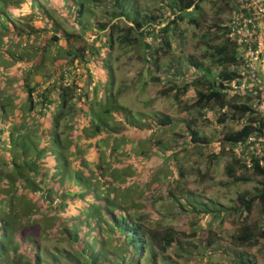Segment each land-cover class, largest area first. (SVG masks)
<instances>
[{
  "label": "trees",
  "instance_id": "obj_1",
  "mask_svg": "<svg viewBox=\"0 0 264 264\" xmlns=\"http://www.w3.org/2000/svg\"><path fill=\"white\" fill-rule=\"evenodd\" d=\"M71 1L80 27L90 33L107 29L96 38L98 46L93 42L77 48L60 46L77 36L58 34L60 25L48 6L56 11L64 7L72 14ZM203 1L164 0L169 12L164 16L136 0H0V264H181L185 243L195 241L204 257L218 252L230 256L225 264H264V159L248 157L244 149L242 155L236 152L248 137L263 132L264 117L253 107L255 91L257 97L263 94L262 83L253 91H234V84H242L239 68L245 62L241 51L245 42L238 28L223 23L222 15L226 7L238 11L239 1L210 0L211 15ZM92 5L104 8L102 16L107 19L94 24ZM244 11L249 15L248 9ZM50 28L54 33L45 39ZM190 32L198 38L194 47L203 48L199 57L194 52L184 55ZM117 44L126 52L135 50L138 60L156 71L159 96L181 102L193 88L184 131L166 138L164 131L175 128L179 119L152 112L147 113L152 118H134L117 102L121 90L115 93L111 74ZM87 49L91 59L85 55ZM184 61L193 67L191 73L182 72ZM79 62L91 63L84 67L87 78L91 76L89 84L82 83ZM15 76L25 92L18 105L16 96L3 91L6 85L12 87ZM16 109L20 122L15 121ZM202 119L216 125L219 135H204ZM229 120L237 127L228 125ZM131 132L145 137L130 136ZM216 143L231 152L233 160L225 169L234 183L253 179L239 174V169H248L249 158V170L261 178L255 191L239 194L231 206L184 187L188 176L184 162L195 150ZM137 148L156 151L157 166L166 171L162 186L167 194L159 198L169 199L181 213L194 214L189 226L194 239L180 228H151L145 216L136 214L139 206L128 191L142 182L147 168L131 160L134 156L129 154ZM146 173L148 182L151 174H160L151 167ZM204 214L210 221L201 227L197 215ZM231 216L237 229L230 240L224 241L222 234L217 239L195 238L198 229L223 224ZM32 223L41 227L39 234L27 228ZM100 230L106 237L98 235ZM54 239L69 246L50 247L45 242ZM212 245L216 248L208 250Z\"/></svg>",
  "mask_w": 264,
  "mask_h": 264
},
{
  "label": "rangeland",
  "instance_id": "obj_2",
  "mask_svg": "<svg viewBox=\"0 0 264 264\" xmlns=\"http://www.w3.org/2000/svg\"><path fill=\"white\" fill-rule=\"evenodd\" d=\"M136 1L144 7H152L158 10L159 13L164 16L169 14L167 8L164 6V0ZM239 1L241 2V0ZM202 5L207 9L210 15L214 13V4L210 0H204ZM243 5L246 4L242 3L239 10H235L234 12H231L226 7V11L222 15L223 23H231L232 20H230V18L233 19L234 15H236L237 12L241 11L240 9H244ZM69 6H71L72 14H67L64 7L62 9L58 8V10L56 11L50 5L48 6L51 11L50 16L56 19V23L60 25L58 28V34L62 37L66 36V38L69 34L77 36L76 39H73V42L72 39L70 40L72 43L65 42L60 44V46L66 48H77L79 46H85L87 42H93L95 43V45L98 46L99 43H97L96 38L98 37L99 39V36H101L105 31H107V29L102 31H99L98 29H93V33H90V29H83L75 20L76 7L72 5V1L69 2ZM92 7L94 14L91 17V21H93L94 24L96 23V21H104L105 19H107L105 16H102V13H105L104 8H100L96 5H92ZM53 33V29L50 28L49 30H47L45 32V34L47 35L45 39L51 38ZM188 35L189 42L188 45L185 47L186 52L184 53V55H186L188 52H194L198 57L201 56L203 48L194 47L198 38L192 37V32H190ZM247 37L249 36L243 35V38H241V40H244ZM174 41L176 44L177 38H175ZM57 44L59 45L58 42ZM253 45H255V41H253ZM241 51L243 55L246 54V44L241 48ZM88 52L89 49L85 51V55L87 56V58L91 59ZM113 55L114 60L112 61L111 74L114 75L115 78V93L118 94V89L121 90L120 94L117 95V102L123 105V107L128 108L134 118L140 117L142 120H145L147 118L149 119L152 118V115H148L147 113L152 112L157 113L158 115H168L174 119H179L180 123L175 128H168L166 131H164V135L166 138H171L179 134L181 131H184L185 121L183 118H188L187 111H185L186 103L188 101H191V97H194L195 95L193 88H191L190 92L187 95H182L181 102L175 100L174 98L164 96L161 97L158 93L159 87L155 83L156 71L152 70L147 65H144L143 62L139 61L135 50H129L126 52L117 44L116 50H114ZM97 57L100 58V55ZM78 64V67L80 68L78 69V73H81V76L83 77L82 83L84 85L89 84L91 76L89 75V78H87V74L89 73V71L87 68L84 69V67L91 65V63H89L87 66H84V63L82 62H79ZM183 64L184 67L182 72L189 69L188 73H191L192 70H194L193 67L189 66L186 61H184ZM73 67L74 66L70 68L74 69ZM239 70H242V67H240ZM217 72L218 69L215 67L214 73ZM165 73L166 72L164 70L159 71V74L162 76L165 75ZM111 74H108L107 68V75L109 76ZM14 78L15 80L10 81V83L13 84L12 87L6 85L3 91H7L8 95L16 96V104L18 105L21 99H23V97L25 96V92L22 89L23 87L20 85V79L17 78V76H15ZM13 89L15 94L13 92ZM147 100H149V102L146 104ZM243 100L247 101L248 99L247 97H244ZM84 103H88L86 99L84 100ZM50 108L51 107H49L48 109ZM43 109L46 110L45 108ZM53 111H55V109H53ZM120 112L121 110L119 111V113ZM15 115V121L20 122L21 118L18 109L15 110ZM15 115L11 113L9 116L15 117ZM78 119L79 114L73 117L72 122L77 123ZM69 120L70 119L68 118V121ZM200 123L204 126L202 130L203 133H205L204 135H214V137L215 135H219L217 134L218 127L216 125H212L205 119H202ZM228 125L237 127L236 121L232 120H229ZM129 135H132L133 137L136 136L139 139H143L142 137H145V134L143 133L131 132L129 133ZM137 135H139V137ZM107 142L110 143L111 139H108ZM137 149L132 154H129L134 156L133 158H131V160L134 161L136 165L140 164L147 168H145V170L143 171L145 174H143V176L141 177L142 182L139 183L137 186L135 184V187L133 185V188H130V190L128 191L129 198L139 206L138 210L136 211V214L140 215L141 217L145 216L144 222H150L149 225L151 226V228H163L166 226L180 228L186 231L189 238L194 239L192 236L194 231H192L189 227L191 226L192 221H194V214L189 212L181 213L180 209H178L176 206H173V203H171L169 199H165L163 201L159 198L161 194H167V191L164 190L165 187L162 186V182L165 179L164 175L166 171L163 168L157 166L159 156L155 154L156 151L151 150L150 152H147L145 148H140L141 150L145 151L143 155H140L139 151L141 150L138 149L137 151ZM222 150V145L218 143L213 144L211 147H207L202 151L195 150L192 153L191 158L184 162L185 170L188 172V176L184 180V187L187 190H193L204 194V197L206 199L210 198L216 200L221 206H231L234 204V201L237 199L239 194L245 191H255L256 187L259 186V181H261V178H256L252 170L242 168L239 169V174L249 176L253 179L247 182L243 181L234 183L231 178L227 177L225 169L226 164L233 160V158L231 157V152L225 147L223 153L219 154ZM101 151H104L103 148L101 149ZM215 153L216 156L213 157L212 155H214ZM95 165L96 164L93 162L91 167L94 168ZM150 167L153 171H157L160 174L159 177H155L153 176V174H151V176L149 177L150 181L148 182L145 179H147L146 176L148 174L146 172L149 171ZM202 173L206 174L205 176L200 178ZM126 181L128 180L126 179ZM126 205H130V203H127ZM257 208V206L254 207V210L256 211ZM161 214H163L164 217ZM197 217H201V219L199 220L202 222L201 227H204L210 221V217L205 216V214L204 216L197 215ZM152 219L153 221L151 222ZM234 220L235 216H231L230 218H227L223 224H219L218 222H216L210 228L207 227V229L204 228L203 230L198 229V234L195 238L206 237L207 235H209V237L217 239L218 236L222 234L225 237L224 241L230 240V233L237 229L234 225ZM27 226V228L32 234H39V230L41 228L39 225H35V223H32L30 225L27 224ZM195 228L196 227H194V229ZM95 232L97 231L95 230ZM98 235L101 237H106L105 231L102 230H100ZM101 237L98 238V240H101ZM45 242H47L46 244L50 247L56 245L60 247L69 246L68 242H59L57 239ZM182 243H185V239H183ZM197 243L198 242L195 241V243L190 246H187L185 243V248L187 247V252L183 253L182 258L178 259L181 264H225L227 261H230V256L227 258L224 254L218 252L211 255V257H209V255L205 257L202 256L199 246L195 247ZM221 245H225V243L222 242ZM213 248H216V246L212 245V247L208 250L211 251ZM169 252L171 253L172 250L169 249ZM141 255L142 257H147L148 254L147 252H143ZM262 260L264 261V256Z\"/></svg>",
  "mask_w": 264,
  "mask_h": 264
},
{
  "label": "built area",
  "instance_id": "obj_3",
  "mask_svg": "<svg viewBox=\"0 0 264 264\" xmlns=\"http://www.w3.org/2000/svg\"><path fill=\"white\" fill-rule=\"evenodd\" d=\"M240 3H245V0H241ZM247 5L251 6L249 15L241 10L234 15L233 21L230 23L234 30L238 28L239 33L242 32L244 36H249L242 40L247 45L244 55L245 62L240 70L243 75L242 84L240 86L234 84V91H238V89L253 91L255 87H259L258 83H262L260 88L263 90V94L261 97H257V91H255L253 107L259 115L264 117V0H249ZM253 41H255V45H253ZM243 149L248 157L251 154L258 155L263 162L264 129L262 133L248 137L242 145L236 148V152L242 155ZM247 163L249 167H252L250 158L247 159Z\"/></svg>",
  "mask_w": 264,
  "mask_h": 264
},
{
  "label": "clouds",
  "instance_id": "obj_4",
  "mask_svg": "<svg viewBox=\"0 0 264 264\" xmlns=\"http://www.w3.org/2000/svg\"><path fill=\"white\" fill-rule=\"evenodd\" d=\"M239 1V0H238ZM240 3V2H239ZM242 3H240V5H241ZM245 4L246 5H244L243 7H244V9H248L249 11L251 10V6L250 5H247V4H249V0H245ZM244 9H243V11H244ZM254 100V99H253ZM239 155V154H238ZM251 155H253V154H251ZM248 165V164H247ZM250 168H252V167H249L248 166V170L250 169Z\"/></svg>",
  "mask_w": 264,
  "mask_h": 264
}]
</instances>
